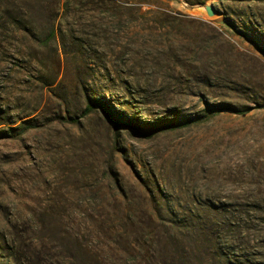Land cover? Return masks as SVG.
Instances as JSON below:
<instances>
[{
  "label": "rangeland",
  "instance_id": "obj_1",
  "mask_svg": "<svg viewBox=\"0 0 264 264\" xmlns=\"http://www.w3.org/2000/svg\"><path fill=\"white\" fill-rule=\"evenodd\" d=\"M115 2L0 0V264H264V2Z\"/></svg>",
  "mask_w": 264,
  "mask_h": 264
},
{
  "label": "trees",
  "instance_id": "obj_2",
  "mask_svg": "<svg viewBox=\"0 0 264 264\" xmlns=\"http://www.w3.org/2000/svg\"><path fill=\"white\" fill-rule=\"evenodd\" d=\"M110 3H116L115 2V0H108ZM258 1H260V2H264V0H258ZM227 21H226V24L228 25V26H230L234 31H236L237 33H239V34H243V35H246V31L245 30H243V28L242 27H240V25H238L237 23H235V21H233V20H231V19H229V18H227L226 19ZM262 21V19L261 18H257L256 20H254V21H252V19H249V20H246V21H244V23L242 22V24L244 25L245 24V28H247V29H253V30H255V39H256V41L257 42H259V40H260V38H262L263 36H264V25H262V27L260 26V22ZM13 26H14V28L17 30V31H19V32H27L26 30H27V27L25 26V25H22V23L19 21V20H16L15 21V23H13ZM6 28V27H5ZM55 35V30H53L51 33H50V36H48V39L49 38H51V37H53ZM247 36V35H246ZM91 109V107H89L88 108V111ZM227 109H229V110H232V111H234L235 113H238V114H246L247 113V111L246 112H242L241 110H239V109H234V108H232V107H220L219 108V110H227ZM87 111V112H88ZM255 208H256V211H258V210H263V208H262V205H261V203L259 202V201H257V202H255V203H253L252 204ZM177 239V244H179V245H181V247H182V253L183 254H185V255H190V253H191V250H190V248L188 247V245H186L185 243H183V242H181V241H179V239H178V237L176 238ZM134 251L136 250V248L134 247V248H132ZM174 251H178V249H176V250H174ZM185 255L183 256V257H181V260L180 261H178V262H173L172 264H192V257L191 256H189L190 257V260L189 259H187V258H185ZM158 258V257H157ZM165 257L163 256V257H161V258H158V262L159 263H156V264H164V262H165Z\"/></svg>",
  "mask_w": 264,
  "mask_h": 264
},
{
  "label": "water",
  "instance_id": "obj_3",
  "mask_svg": "<svg viewBox=\"0 0 264 264\" xmlns=\"http://www.w3.org/2000/svg\"><path fill=\"white\" fill-rule=\"evenodd\" d=\"M206 8H207V11H208L209 15H214L215 14V10L213 9V7L207 6Z\"/></svg>",
  "mask_w": 264,
  "mask_h": 264
}]
</instances>
